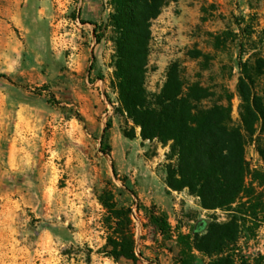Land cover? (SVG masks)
I'll use <instances>...</instances> for the list:
<instances>
[{"label": "rangeland", "instance_id": "374dc122", "mask_svg": "<svg viewBox=\"0 0 264 264\" xmlns=\"http://www.w3.org/2000/svg\"><path fill=\"white\" fill-rule=\"evenodd\" d=\"M112 11L111 0H0V73L8 76L0 77V264H117L102 252L111 232L104 190L132 208L136 253L146 258L119 264H179L178 234L204 233L214 218L230 216L188 193L168 211L134 199L139 189L160 186L170 148L142 140L120 111ZM263 29L264 0H169L151 25L147 92L159 93L177 63L186 84L224 85L238 124L239 55H264ZM261 83L264 89V77ZM132 127L135 139L124 135ZM258 144L264 149L260 125L246 159L264 171ZM156 156L160 165L149 161ZM152 207L167 214L169 237L151 224ZM256 223V237L241 243L250 264H264V213ZM195 256L191 264L208 263Z\"/></svg>", "mask_w": 264, "mask_h": 264}, {"label": "trees", "instance_id": "16d2710c", "mask_svg": "<svg viewBox=\"0 0 264 264\" xmlns=\"http://www.w3.org/2000/svg\"><path fill=\"white\" fill-rule=\"evenodd\" d=\"M168 1L111 0L113 11L108 26L115 34L113 84L118 91L120 111L140 127L142 140L157 139L164 146L169 145L165 177L169 190H187L199 199L202 208L230 214L226 221L214 218L204 233L178 234L179 264H191L195 251L208 258L207 264H250L241 241L246 236L256 237V221L264 213V171L251 170L246 146L254 140L259 125L264 129V55L260 51L247 59L242 53L239 55L238 124L232 119L231 92L224 85L217 86L220 91H214L201 82L186 84L177 63L170 65L161 91L150 95L145 78L151 25ZM262 33L264 36V29ZM0 77L8 79L3 73ZM50 101L58 103L51 92ZM110 127L108 121L103 137ZM124 135L135 139V127L124 130ZM258 150L264 157L259 144ZM113 171L117 175L115 167ZM100 201L107 209L106 220L111 230L102 250L105 256L117 264L121 259L134 263L146 259L141 252L136 253L132 208L119 206L108 190L100 195ZM146 210L151 224L169 237L167 214L157 212L155 207ZM262 261L263 258L256 260L257 264Z\"/></svg>", "mask_w": 264, "mask_h": 264}, {"label": "crops", "instance_id": "0c3cea01", "mask_svg": "<svg viewBox=\"0 0 264 264\" xmlns=\"http://www.w3.org/2000/svg\"><path fill=\"white\" fill-rule=\"evenodd\" d=\"M143 148L145 149V146ZM149 161L153 165L156 164L160 165L162 158L156 156L155 159H150ZM130 163H131L130 158L128 159L125 158V163L123 165V167H126L125 171H130V167L132 166V164ZM157 171H158L157 168H155L154 170L151 169V172L154 174H157ZM187 193L189 194L187 190H183V191L169 190V188L165 183V176H163L162 183L160 184V186L157 185L156 188L151 186L150 188H148V190L139 189L136 194H133V197L136 201H140L144 205L154 204L157 205L158 208H161L164 211H168L170 207L178 206L177 199L183 197V195H186ZM189 196L192 195L189 194Z\"/></svg>", "mask_w": 264, "mask_h": 264}]
</instances>
